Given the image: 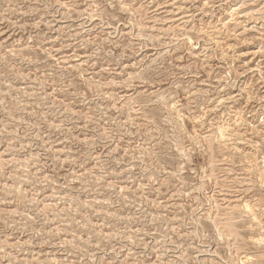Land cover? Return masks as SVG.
<instances>
[{"label": "rangeland", "instance_id": "374dc122", "mask_svg": "<svg viewBox=\"0 0 264 264\" xmlns=\"http://www.w3.org/2000/svg\"><path fill=\"white\" fill-rule=\"evenodd\" d=\"M0 264H264V0H0Z\"/></svg>", "mask_w": 264, "mask_h": 264}]
</instances>
